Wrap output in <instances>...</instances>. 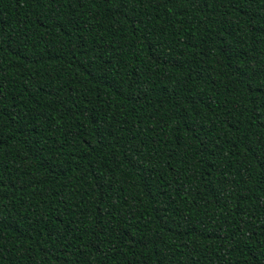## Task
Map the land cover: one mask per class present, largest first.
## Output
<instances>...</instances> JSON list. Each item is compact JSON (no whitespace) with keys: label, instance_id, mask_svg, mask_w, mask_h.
<instances>
[{"label":"trees","instance_id":"obj_1","mask_svg":"<svg viewBox=\"0 0 264 264\" xmlns=\"http://www.w3.org/2000/svg\"><path fill=\"white\" fill-rule=\"evenodd\" d=\"M0 264H264V0H0Z\"/></svg>","mask_w":264,"mask_h":264}]
</instances>
